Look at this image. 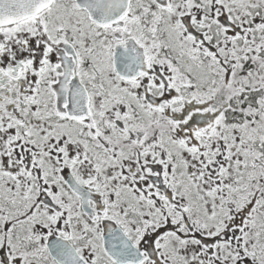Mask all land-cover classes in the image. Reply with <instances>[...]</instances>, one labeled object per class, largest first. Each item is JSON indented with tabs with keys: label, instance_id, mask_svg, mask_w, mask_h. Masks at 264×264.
Segmentation results:
<instances>
[{
	"label": "snow or ice",
	"instance_id": "6c2138e0",
	"mask_svg": "<svg viewBox=\"0 0 264 264\" xmlns=\"http://www.w3.org/2000/svg\"><path fill=\"white\" fill-rule=\"evenodd\" d=\"M0 264H264V0H0Z\"/></svg>",
	"mask_w": 264,
	"mask_h": 264
}]
</instances>
